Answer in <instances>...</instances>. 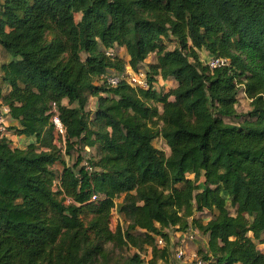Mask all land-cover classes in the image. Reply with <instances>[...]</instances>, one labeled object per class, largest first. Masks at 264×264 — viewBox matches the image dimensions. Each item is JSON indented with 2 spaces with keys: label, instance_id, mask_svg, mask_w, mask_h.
<instances>
[{
  "label": "trees",
  "instance_id": "16d2710c",
  "mask_svg": "<svg viewBox=\"0 0 264 264\" xmlns=\"http://www.w3.org/2000/svg\"><path fill=\"white\" fill-rule=\"evenodd\" d=\"M162 38L177 46L166 50ZM115 45L127 63L105 53ZM202 47L228 65L209 69L197 56ZM0 48V105L15 122L8 128L35 139L24 149L0 140V264H109L106 244L148 246L152 260H165L164 230L183 233L189 219L208 237L198 255L210 264H264L254 243L264 236V0H0ZM153 52L148 89L106 83L109 70L137 72ZM102 76L109 89L93 84ZM158 78L178 84L162 93ZM238 85L250 109L234 124L225 118L239 116ZM86 93L97 97L93 112ZM51 102L66 149L98 143L99 155L90 170L80 159L63 166L56 192L51 167L63 161L52 145ZM157 137L168 156L153 146ZM120 194L129 224L112 231ZM205 210L213 215L203 224L193 214Z\"/></svg>",
  "mask_w": 264,
  "mask_h": 264
},
{
  "label": "rangeland",
  "instance_id": "374dc122",
  "mask_svg": "<svg viewBox=\"0 0 264 264\" xmlns=\"http://www.w3.org/2000/svg\"><path fill=\"white\" fill-rule=\"evenodd\" d=\"M81 14L80 13H74V20L75 22H78L80 20ZM162 44L166 47V50H172L177 46V42L175 40H171L168 38H162ZM188 45L191 46L192 42L191 40H188ZM107 55H110L112 57H117L121 59L123 62L127 63L129 60V57L127 55V52L124 47L115 45L113 48L104 50ZM197 56L199 60L202 62V64H206L207 60L211 57L209 52L205 48H199L196 50ZM1 50H0V59H1ZM82 58H84V55L82 54ZM156 62V54L155 52L150 53L147 55V57L138 65V71L143 72L144 78L145 73L149 70H151L149 65L154 64ZM129 67L126 64L124 71L120 74H123L126 70H128ZM152 72V70H151ZM115 71L109 70L107 74H114ZM244 81V78L241 79ZM93 84L96 86H104L106 89H109V86L104 84V78L99 77L98 79H95L93 81ZM178 84V79L169 78L167 80H162L158 78L156 80V83L154 85V88L162 93L168 92L171 88L176 87ZM5 87H3L4 89ZM87 94V104L85 106L86 111H95L96 105H97V97L92 96L90 93ZM101 96H105L106 93H101ZM169 100H172V98H169ZM66 104V102H64ZM158 110L161 112L162 107L160 105H157ZM235 109L239 116L237 118H231L227 119L225 118L226 122H232L234 124H239L245 119V113L249 111L250 109V99L246 96L244 93V89L242 85H238V92H237V102L235 104ZM94 116H90V120H92ZM8 124V123H7ZM157 128L162 126V122L156 120V123L154 124ZM8 126H10L8 124ZM95 128V127H93ZM10 133L14 134V131H12L10 128H8ZM153 146L162 150L166 156L170 154V148L169 146L163 141L161 137H157L152 142ZM52 145L54 146L55 150L61 155V159L63 163L56 162L52 165V170L55 173V180L53 182V190L56 192L59 189V175L62 171L63 166L69 165L72 166L77 159H80L79 165H83V163L87 162L88 160H96L99 158L97 147L98 143L95 145V147L89 148V147H83V148H75V149H69L67 150V145L58 147L55 143L52 141ZM27 147V146H26ZM188 179H192L193 175H187ZM202 179L199 184V188H203V185L201 184ZM177 187H180L178 185ZM129 195L134 196L133 192L129 193ZM58 197L61 198V195H58ZM123 197L124 194H120L118 197L114 199V208L111 211L110 216V222L109 227L112 231H115L117 227L121 228L122 230L125 229L128 226V220L124 216L123 213L120 212V207L123 203ZM227 198V196L225 195ZM67 204V202H64ZM226 209L231 215H235V208L231 205L230 201L226 200ZM213 215V212L205 210L203 212H195L193 214V217L196 219H199L203 224H205ZM189 219V226L188 230L181 233L178 231H175L176 228H168L164 231L168 233L169 236V257H167L165 260H160L159 258H156L155 260H152V249L148 246H142L139 249L133 248L129 245L126 246H116L114 244H106L105 250L107 251V257H108V263L113 264L116 261L123 262L129 257H131L134 254H138L140 256V259L142 260V264H171L174 252L178 249H182L187 254H196L198 255V252L204 253L207 249V241L208 237L207 235L199 232L193 225H191ZM142 231H137L136 233H141ZM251 235V234H249ZM254 243L256 245V248L260 253L264 255V236H262L259 240H254ZM163 246V245H162ZM162 246H158V248H161ZM199 256V255H198ZM98 264H104L106 261L104 259H101L99 261H96Z\"/></svg>",
  "mask_w": 264,
  "mask_h": 264
},
{
  "label": "built area",
  "instance_id": "2783aa9c",
  "mask_svg": "<svg viewBox=\"0 0 264 264\" xmlns=\"http://www.w3.org/2000/svg\"><path fill=\"white\" fill-rule=\"evenodd\" d=\"M229 63L228 59L224 57H214L211 56L206 65L209 69H217L227 66ZM106 83L109 86H117L122 80L129 84L133 88L148 89L149 83L144 74L141 71L133 72L130 68L126 70L123 74H108L105 77ZM49 122L53 131V143L58 147L64 146L66 144V129L60 119L58 107L55 102L49 104ZM9 114V108L3 106L0 110V140L9 137L8 124L6 122L5 116ZM83 166L87 169H91L87 162L83 163ZM91 201L97 200V195L93 194L90 198ZM156 244L159 246L164 245V240L161 237H156ZM171 264H210L208 260H205L195 253L187 254L182 249H178L174 252Z\"/></svg>",
  "mask_w": 264,
  "mask_h": 264
},
{
  "label": "crops",
  "instance_id": "0c3cea01",
  "mask_svg": "<svg viewBox=\"0 0 264 264\" xmlns=\"http://www.w3.org/2000/svg\"><path fill=\"white\" fill-rule=\"evenodd\" d=\"M0 50H1V48H0ZM1 54H2V53H1ZM1 59H2V56H1ZM1 59H0V61H1ZM4 87H5V88H4V89L2 88V90H1L2 93H5V92L8 91V88H7L6 86H4ZM3 106H5V105H0V110H1V108H2ZM5 119H6V122H7L9 125H11V126H12V125H15V122L12 121V120L10 119L9 114H7V115L5 116ZM8 139L11 140V142H12V147L20 148V149H24L27 145L32 144V143H34V141H35V139H34L33 136H30V137H26V136H17V135H15V134L10 133V131H9V137H8Z\"/></svg>",
  "mask_w": 264,
  "mask_h": 264
}]
</instances>
